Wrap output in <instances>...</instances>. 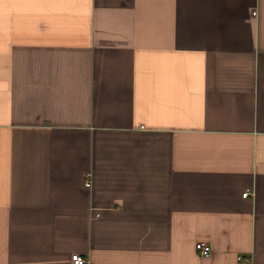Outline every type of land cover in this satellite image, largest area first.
Wrapping results in <instances>:
<instances>
[{
	"label": "crops",
	"instance_id": "obj_1",
	"mask_svg": "<svg viewBox=\"0 0 264 264\" xmlns=\"http://www.w3.org/2000/svg\"><path fill=\"white\" fill-rule=\"evenodd\" d=\"M74 254L264 264V0H0V264Z\"/></svg>",
	"mask_w": 264,
	"mask_h": 264
},
{
	"label": "built area",
	"instance_id": "obj_2",
	"mask_svg": "<svg viewBox=\"0 0 264 264\" xmlns=\"http://www.w3.org/2000/svg\"><path fill=\"white\" fill-rule=\"evenodd\" d=\"M85 185L87 187H91L92 185V179L89 177L86 178L85 181ZM251 194V190H247L246 192H244L243 196L247 197ZM196 249L198 250L199 254L201 256H209L211 254V245L208 244L205 241H199L196 243ZM72 260L74 262V264H88L89 263V259L87 257H84L80 254H74L72 256Z\"/></svg>",
	"mask_w": 264,
	"mask_h": 264
}]
</instances>
